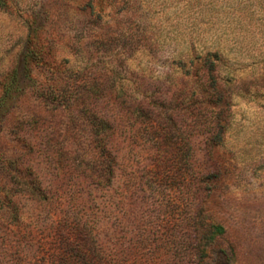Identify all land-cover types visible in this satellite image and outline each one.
Listing matches in <instances>:
<instances>
[{
    "label": "rangeland",
    "instance_id": "374dc122",
    "mask_svg": "<svg viewBox=\"0 0 264 264\" xmlns=\"http://www.w3.org/2000/svg\"><path fill=\"white\" fill-rule=\"evenodd\" d=\"M45 43L48 67L27 54L35 76L5 106L0 152L46 199L19 193V219L0 214V264L62 255L61 227L75 220L112 264H264V0H9L0 8V96L21 53ZM57 66L61 77L85 67L154 112L159 87L189 164L172 181L151 180L157 165L141 122L105 97L96 109L114 125L116 165L108 185L93 183L84 110L73 117L33 92ZM176 135L166 147L173 156ZM218 224L224 233L209 241L206 229Z\"/></svg>",
    "mask_w": 264,
    "mask_h": 264
},
{
    "label": "trees",
    "instance_id": "16d2710c",
    "mask_svg": "<svg viewBox=\"0 0 264 264\" xmlns=\"http://www.w3.org/2000/svg\"><path fill=\"white\" fill-rule=\"evenodd\" d=\"M9 0H0V8H8ZM52 44L45 43L37 48V51L24 50L21 53L22 63L13 68L7 73L1 83L2 94L0 96V132L2 129V115L5 114V106L11 102L14 93L20 92L24 94L27 84L22 83L24 79H30L33 74L32 67H29L27 54L31 53V57L36 63H40L41 67H48L45 59L44 49L48 48L47 54L51 52ZM53 70V69H51ZM61 72L59 66L51 72V76L46 78L49 82L47 86L41 85L35 87L33 92L42 98V102L55 109H68L73 117L77 114L74 108H81L83 111V121L86 128L90 132L88 137V146H90L91 158L88 162L89 178L97 185H108L114 176V168L116 165L115 156L110 148V137L113 132V123L100 115L96 109L100 99L108 97L118 106L126 109V112L133 118L134 121L141 122L145 134L148 136L146 140L151 143L154 148L153 159L157 165V175H152L151 180L172 181L177 176V165L180 162L188 163L190 147L185 138L179 134L172 133L178 126L172 121L171 116L165 112L167 107L166 93L159 87H155L150 93L151 103L160 106V110H149L145 101L137 105L132 103V98L123 91L122 87L112 88L103 86L104 82L98 78L89 77V72L86 68L81 70H73L69 68L65 71L67 76H57ZM107 82H114L112 78H107ZM21 82V83H20ZM20 84V85H19ZM5 109V110H4ZM4 110V111H3ZM218 127H222L221 122L217 123ZM141 127V126H140ZM140 129V128H139ZM175 134L181 139L176 140L179 145V153L175 156L169 153L166 148L168 139ZM161 170V172H159ZM20 171L13 165L12 159H9L5 154L0 152V214L4 215L11 222H16L19 219L18 205L15 201V196L19 193H27L30 196L38 199H46L44 189L39 183L31 181H20ZM156 174V173H155ZM16 179V181H15ZM75 223L63 225L61 229L65 248L60 256H53L45 264H112L101 257L97 251L98 244L92 233L91 227L88 224L79 220ZM209 235V241H213L218 235L224 233V228L221 225H210L206 229ZM83 240H79L80 238ZM57 259H54V258ZM53 259V260H52ZM59 259V260H58ZM57 260V261H56Z\"/></svg>",
    "mask_w": 264,
    "mask_h": 264
}]
</instances>
